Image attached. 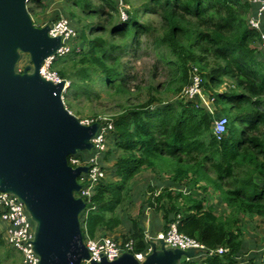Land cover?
I'll use <instances>...</instances> for the list:
<instances>
[{"label":"trees","instance_id":"1","mask_svg":"<svg viewBox=\"0 0 264 264\" xmlns=\"http://www.w3.org/2000/svg\"><path fill=\"white\" fill-rule=\"evenodd\" d=\"M74 1L82 3L86 16L105 12L90 0ZM104 1L110 7L106 15L113 22L119 15L118 4ZM138 1L140 11L158 17V23L140 21L129 9L130 17L111 22V27L103 21L90 25L88 35H79L88 41V49L68 55H75L70 59L72 64L59 69L71 82L64 94L66 103L80 94L88 99L99 97L95 87L100 81L106 92H130L128 84L133 75L122 58L142 50V37L147 36L158 61L172 67L176 85L168 88L176 94L189 82L192 65L207 72L204 75L210 88L227 78L235 82L230 91L216 93L218 103L231 113V124L228 133L217 138L213 117L205 108L182 98L167 101L153 94L160 91L159 85L149 84L150 94L144 103L122 107L112 118L113 150L110 146L104 158L105 162L115 159L111 168L114 180L105 179L97 186L91 202L95 209L81 217L83 234L85 238L97 237L125 224L117 210L129 198L135 199L130 196L132 180L145 168L155 169L156 159L164 156L170 158L166 163L172 172L170 180L150 184L148 193H139L148 195L141 207L142 217L127 221L121 237L134 239L136 251L144 250V222L151 210L153 228L167 230L180 216V232L207 249L228 248L223 254L202 253L181 264H264V256L253 253L256 247L247 241L241 227V215L264 217V49L259 48L260 32L248 22L258 5L251 0ZM29 2L44 6L43 0ZM29 11L39 13L35 7H29ZM71 15L80 17L76 12ZM107 33L110 39L105 37ZM128 40H132L130 47ZM208 183L229 207L227 213H216L213 205H205L206 196L195 194L197 187L207 192ZM185 184L190 192L184 189ZM0 245H7L2 233ZM7 253L12 256L14 251Z\"/></svg>","mask_w":264,"mask_h":264},{"label":"water","instance_id":"2","mask_svg":"<svg viewBox=\"0 0 264 264\" xmlns=\"http://www.w3.org/2000/svg\"><path fill=\"white\" fill-rule=\"evenodd\" d=\"M29 1L0 0V188L17 196L34 220L39 264H82L90 258L81 224L86 203L74 192L88 166H72L69 156L92 150L101 123L83 124L66 107L65 80L54 83L41 75L61 36L49 34L50 23H34ZM22 53L31 64L21 72L16 65ZM203 251L161 240L143 261L125 252L91 264H181Z\"/></svg>","mask_w":264,"mask_h":264},{"label":"built area","instance_id":"3","mask_svg":"<svg viewBox=\"0 0 264 264\" xmlns=\"http://www.w3.org/2000/svg\"><path fill=\"white\" fill-rule=\"evenodd\" d=\"M257 4L258 7L255 13L248 17L249 25L260 32L259 48L264 49V30L262 28V21L264 19V0H251ZM120 2V3H119ZM118 7L120 18L123 21L130 16L128 10L129 5L124 0H119ZM45 25V24H44ZM42 25V26H44ZM51 27L49 34L52 36H61V46L57 51L44 60L40 69L41 75L54 83H59L65 80V87L62 91V97L70 87L71 82L63 78L59 71L53 67V63L61 58H64L72 53L81 52L83 47L75 42L79 37L77 29L73 26L70 20L64 16L57 18L50 23ZM207 85V79L199 66L192 65L189 70V82L183 87L178 94L180 98L187 101L194 102L197 106L205 108L213 118V133L217 138L228 133V126L230 118L227 115H218V101L216 93L227 92L235 88V85L224 81L211 92L210 89L206 92L204 90ZM69 86V87H68ZM79 120L86 125H91L94 122H100V126L92 138L93 148L90 153L81 155H71L69 163L76 167L79 165L88 166V171L82 173L78 182L81 184V189L75 191L76 197H81L86 203V207L82 212V217L95 209L91 204L92 197L96 193V188L100 182L107 178V163L104 156L110 149L109 141L114 130L113 119L110 117H92L80 118ZM179 217L174 220L167 230H162L154 235L149 230H145V240L147 245L144 250L136 251V242L134 239H123L122 237L101 236V237H86L85 243L90 252V258L83 260L82 264H91L92 260L99 261L105 255L109 260H114L125 252L133 253L139 260L143 261L149 255L154 245H160L163 240L167 246L179 247L188 250L193 247L204 248L200 254H223L228 251V248L220 246L215 249H207L205 245L197 239L186 235L179 230ZM0 222L4 225L2 227V234L6 244L16 250L21 256V264H39L40 258L34 250L33 240L35 238V222L31 218L26 206L19 201L18 197L1 190L0 188ZM193 257H186L190 260Z\"/></svg>","mask_w":264,"mask_h":264},{"label":"rangeland","instance_id":"4","mask_svg":"<svg viewBox=\"0 0 264 264\" xmlns=\"http://www.w3.org/2000/svg\"><path fill=\"white\" fill-rule=\"evenodd\" d=\"M93 5L97 8L103 7L104 13H99L97 16H86V12L82 9V3L81 4H74V0H43L44 6H38V3L36 2H28V7H35V9L39 12L38 14H31L34 23L37 26H42L46 23H51L57 18L59 19L61 16H64L70 20V22L73 24V26L77 29L79 35H81L83 32H85L87 35L89 34L90 25L96 24L100 21H103L104 24L108 25V27H111L112 19H108V16L106 15L110 9L109 5L104 0H90ZM116 4H118L119 0H115ZM132 13H136V18L140 21H147L152 20L153 23H158L160 20L156 16H151L148 14L142 13L140 11V2L138 0H125ZM120 3V2H119ZM92 5V6H93ZM71 12H76L77 16H72ZM118 13V12H117ZM80 18V19H79ZM120 22L123 21L122 18H120V13L113 19V22ZM107 38H111L110 34L107 33ZM145 45L136 55L132 53L125 54L122 58L123 61L128 62V70L133 75V79L129 81V89L130 92L128 93H122L113 90H110L106 92L104 90V85L100 81L98 85H96L95 89L99 93L98 96H94L90 99H88L83 94H80V96H72V102L65 101L66 107L77 117L80 118H92V117H110L114 118V115H116V112L120 110L122 107L135 105L138 103H144L147 98L148 94H150V91L148 90V85L153 83L154 85H159L160 91L153 92V94H156L160 96L161 98L167 100V101H173V100H179L180 97L178 94H176L173 90V88L176 85V82L174 81V71L172 70V67L167 65L163 61H158L157 59V53L154 49L150 48L148 45L149 38L147 36L142 37ZM116 41L120 42V39H116ZM75 42L80 44L83 49L86 51L88 49V41L85 39H82L81 36H79ZM129 47L132 43V40H128ZM131 52V48L128 50ZM75 55L67 56L65 58H62L59 60V62L56 65H53L55 69L59 71L61 67L64 66H70L72 64L71 58ZM65 62V64H62ZM31 64L30 55L28 53H22L21 58L19 62L16 65L17 71H23L24 68ZM71 68V67H70ZM206 75V71H204ZM69 80V79H68ZM70 81V80H69ZM225 81L232 83L234 85L235 82L231 79L227 78ZM210 89L211 92H214L215 87H208L205 85L204 90L207 92ZM65 100V97H64ZM159 105V104H157ZM218 115H227L231 119V113L228 110V108L221 102L218 103ZM214 118V116H213ZM231 124V123H230ZM111 150H113V143H110ZM114 149H117L116 147ZM117 150H114L115 155H119L120 152H117ZM81 156H85V154L90 153V151H79ZM105 160V158H104ZM107 161V160H106ZM170 158L159 156L156 159V167L155 169L145 168L141 173L135 176V178L132 180V187L130 196L135 199H128L124 205L120 208H118L117 212L119 215H121L124 223L126 224L127 221H129L131 218H138L140 219L142 217L143 209L141 208L142 205L145 203L146 198L148 195H141L139 193L147 192L148 186L151 183H154V185L158 184V181L161 182L165 179L170 180V175L172 172H170V168L168 169L167 164L169 163ZM108 165V172H107V180L113 181L114 178L111 173V168L113 167V164L115 163V159H111L106 162ZM167 163V164H166ZM163 178L162 180L160 178ZM168 181V180H167ZM204 182H202L203 184ZM201 184V185H202ZM209 190L207 192H204V189L201 187L194 188L195 194H198V197H207L205 201V205L208 207L210 205V202L214 203V208L216 210V213L222 214L227 213L229 211V207L225 204V202L222 200L221 196L218 195L214 191V187L212 184L208 183ZM189 185L185 184L184 189L188 192L189 191ZM178 188L176 186L173 187ZM192 192V190H191ZM148 193V192H147ZM188 194V193H187ZM151 210H148V212ZM82 217V214H81ZM241 227L243 228L244 237H246L247 241L249 243H254V239L260 246L255 248V251L253 253H256L257 255H263L264 253V217L262 216H255L248 217V216H242L241 215ZM128 226H121L115 229L113 232H103L98 234L97 237L101 236H113V237H121L123 233L126 232ZM0 233H3L0 228ZM13 250L8 245H0V264H21V256L18 254L16 250H13L14 253L12 256H9L7 251ZM250 250V249H249Z\"/></svg>","mask_w":264,"mask_h":264},{"label":"crops","instance_id":"5","mask_svg":"<svg viewBox=\"0 0 264 264\" xmlns=\"http://www.w3.org/2000/svg\"><path fill=\"white\" fill-rule=\"evenodd\" d=\"M251 14H253V13H251ZM44 25V24H43ZM110 143H111V140L109 141V145H110ZM107 167H108V165H107ZM161 180L163 179L162 177L160 178ZM168 179H165L164 181H158V184L160 183V184H164V182L165 181H167ZM151 184H154V183H151ZM210 205H214V203L213 202H210ZM160 216H161V214H160ZM151 217H152V213H151V211H149V212H147V219L145 220V222H144V227H145V230H149L150 231V233L151 234H155V233H157V232H159V231H161L160 229L158 230L157 228H153L152 226H151ZM3 223L2 222H0V228L2 229V227H3ZM121 226H125V224H122ZM120 226V227H121ZM256 239H254V241H252V242H254V243H252V247H257L259 244H257V242L255 241ZM260 256H264V253H263V255H260Z\"/></svg>","mask_w":264,"mask_h":264}]
</instances>
